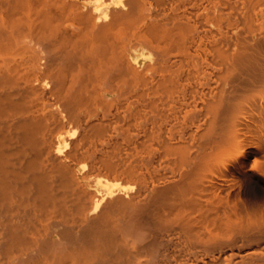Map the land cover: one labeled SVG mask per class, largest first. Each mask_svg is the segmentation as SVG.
Instances as JSON below:
<instances>
[{
  "label": "bare ground",
  "instance_id": "obj_1",
  "mask_svg": "<svg viewBox=\"0 0 264 264\" xmlns=\"http://www.w3.org/2000/svg\"><path fill=\"white\" fill-rule=\"evenodd\" d=\"M0 264H264V0H0Z\"/></svg>",
  "mask_w": 264,
  "mask_h": 264
}]
</instances>
